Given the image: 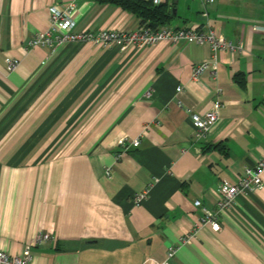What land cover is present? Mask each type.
Listing matches in <instances>:
<instances>
[{
    "label": "crops",
    "instance_id": "obj_1",
    "mask_svg": "<svg viewBox=\"0 0 264 264\" xmlns=\"http://www.w3.org/2000/svg\"><path fill=\"white\" fill-rule=\"evenodd\" d=\"M74 1L77 32L143 25L99 0H0V250L19 255L50 234L32 264H264V186L221 214L222 231L207 225L180 241L204 215L195 202L216 212L219 185L264 155V0L167 4L171 26L244 45L196 80L193 66L212 58L207 42L28 49L50 10ZM8 59L20 65L10 72ZM218 96L220 118L201 135L191 113Z\"/></svg>",
    "mask_w": 264,
    "mask_h": 264
},
{
    "label": "built area",
    "instance_id": "obj_2",
    "mask_svg": "<svg viewBox=\"0 0 264 264\" xmlns=\"http://www.w3.org/2000/svg\"><path fill=\"white\" fill-rule=\"evenodd\" d=\"M156 5L169 4L173 0H149ZM205 5H213L218 0H199ZM77 11L76 2H72L66 6H54L50 10V28L44 33L35 34L28 42L27 48L33 49L36 47H48L53 52L57 48L66 44H92L95 46H103L111 48L117 44L123 47L138 46V47H153L162 42H169L171 44H185V43H209L212 51L211 61L193 66L192 78L197 79L199 75L211 70L215 75L219 68V54L224 51L232 53L244 51L242 43L235 44L227 40L221 35H218L214 30H205L202 27L193 28H177L171 25L162 26L159 29L150 27L147 23L143 24L138 30L134 32L124 33L116 30H101L99 32H77L75 29L74 14ZM207 16V14H205ZM258 30V28H255ZM20 65L18 59H8V70L14 71ZM183 87L177 88V93L182 92ZM222 102L218 96L212 103V107L205 114L200 115L191 113V120L193 126L201 135L207 134L211 127L216 124L220 118V110ZM141 144V138L131 140L129 146L124 147V151L116 156V160H121L125 151L130 146L138 147ZM107 177H111V168H106ZM264 155L257 161L254 166H245L241 176L236 183L223 182L218 187V203L217 211L211 213L202 205L200 200L195 202L197 208H201L204 212L200 222L196 224L194 230L181 238V244H186L197 237L198 231L203 227L209 225L214 232L222 231L221 214L232 209L235 205L236 198L241 195H246L250 192L260 190L264 186ZM146 194L136 195L134 198L135 204H140L145 198ZM50 234H40L34 242L24 248L19 255H11L0 250V264H32L33 247H39L45 242L53 240ZM178 245L172 246L169 249L168 256L174 257L178 253Z\"/></svg>",
    "mask_w": 264,
    "mask_h": 264
},
{
    "label": "trees",
    "instance_id": "obj_3",
    "mask_svg": "<svg viewBox=\"0 0 264 264\" xmlns=\"http://www.w3.org/2000/svg\"><path fill=\"white\" fill-rule=\"evenodd\" d=\"M100 2H110L121 8L130 11L141 19L142 24H148L154 29L170 25L173 18L172 10L167 4L156 5L149 0H99ZM241 75L237 76L240 80Z\"/></svg>",
    "mask_w": 264,
    "mask_h": 264
},
{
    "label": "water",
    "instance_id": "obj_4",
    "mask_svg": "<svg viewBox=\"0 0 264 264\" xmlns=\"http://www.w3.org/2000/svg\"><path fill=\"white\" fill-rule=\"evenodd\" d=\"M175 14H176V12H175Z\"/></svg>",
    "mask_w": 264,
    "mask_h": 264
}]
</instances>
